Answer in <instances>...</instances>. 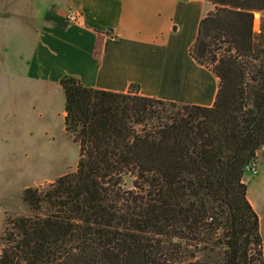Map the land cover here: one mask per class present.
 <instances>
[{"label": "trees", "instance_id": "1", "mask_svg": "<svg viewBox=\"0 0 264 264\" xmlns=\"http://www.w3.org/2000/svg\"><path fill=\"white\" fill-rule=\"evenodd\" d=\"M208 2L190 56L219 80L213 106L63 77L76 171L23 191L0 264H263L243 175L264 149V0Z\"/></svg>", "mask_w": 264, "mask_h": 264}, {"label": "crops", "instance_id": "2", "mask_svg": "<svg viewBox=\"0 0 264 264\" xmlns=\"http://www.w3.org/2000/svg\"><path fill=\"white\" fill-rule=\"evenodd\" d=\"M207 5L208 0H0V37L12 38L14 30L28 42L23 71L12 75L21 81L9 83V98H31L41 119L47 97L63 92L60 80L73 76L95 90L210 108L219 80L190 56ZM71 8L82 14L81 24L66 23ZM259 155L264 158V150Z\"/></svg>", "mask_w": 264, "mask_h": 264}, {"label": "rangeland", "instance_id": "3", "mask_svg": "<svg viewBox=\"0 0 264 264\" xmlns=\"http://www.w3.org/2000/svg\"><path fill=\"white\" fill-rule=\"evenodd\" d=\"M213 9L207 5V14ZM262 16L254 15L256 33ZM11 33L12 38L0 37V238L6 220L30 216L21 200L25 189H43L53 184L60 177L74 173L78 162V145L64 129L62 91L61 95L54 92L47 97L50 102L41 119L31 109V98L11 102L9 95L13 89L9 83L18 85L21 81L20 77L13 76L23 71L28 50V42L21 32ZM260 155L254 161L257 175L245 172L243 180L247 199L260 221L264 264V158Z\"/></svg>", "mask_w": 264, "mask_h": 264}, {"label": "built area", "instance_id": "4", "mask_svg": "<svg viewBox=\"0 0 264 264\" xmlns=\"http://www.w3.org/2000/svg\"><path fill=\"white\" fill-rule=\"evenodd\" d=\"M64 17H65L66 23H68L69 25L81 24V22L83 20L82 14L79 11L72 9V8L67 10ZM244 171L249 172L253 176L257 175L258 170H257V166H256L255 162L248 164L244 168Z\"/></svg>", "mask_w": 264, "mask_h": 264}]
</instances>
